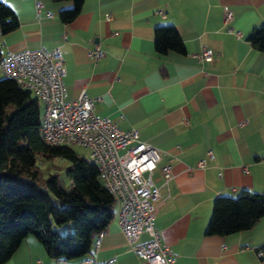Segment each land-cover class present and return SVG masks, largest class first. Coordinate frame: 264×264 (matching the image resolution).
<instances>
[{"label": "crops", "instance_id": "crops-1", "mask_svg": "<svg viewBox=\"0 0 264 264\" xmlns=\"http://www.w3.org/2000/svg\"><path fill=\"white\" fill-rule=\"evenodd\" d=\"M0 1L18 20L15 30L0 35L3 54L59 47L65 98L84 90L96 115L122 130L136 129L160 153L152 175L157 185L160 166L171 165L173 176L159 188L164 200L155 226L173 264H264V215L246 230L204 234L216 196L264 191V52L245 38L264 21V0H83L68 22L58 11L69 0ZM36 1L42 4L38 16ZM224 7L232 11L227 24ZM162 24L176 28L183 53L155 52L153 30ZM95 44L104 54L93 61L87 50ZM204 47L213 50L211 60L198 59ZM207 150L214 160L197 167ZM146 239L142 234L139 242ZM108 261L146 264L128 249L116 206L99 246L83 257L52 259L27 235L2 264Z\"/></svg>", "mask_w": 264, "mask_h": 264}, {"label": "trees", "instance_id": "trees-1", "mask_svg": "<svg viewBox=\"0 0 264 264\" xmlns=\"http://www.w3.org/2000/svg\"><path fill=\"white\" fill-rule=\"evenodd\" d=\"M69 1V6L58 11L62 22L78 14L83 0ZM17 27L14 11L0 1V35ZM245 38L264 52V21L254 25ZM153 48L160 54L185 51L172 24L154 27ZM41 117L38 98L0 75V264L27 235H33L52 259L83 257L115 216L114 199L102 184L97 165L70 145L44 143ZM52 156L69 161L64 177L43 172L41 162ZM263 215L264 191L243 189L236 196H216L204 234L246 230Z\"/></svg>", "mask_w": 264, "mask_h": 264}, {"label": "built area", "instance_id": "built-area-1", "mask_svg": "<svg viewBox=\"0 0 264 264\" xmlns=\"http://www.w3.org/2000/svg\"><path fill=\"white\" fill-rule=\"evenodd\" d=\"M41 6L40 1L34 3L37 16ZM45 16L50 17L51 13L46 12ZM231 18L232 11L224 7L223 24ZM103 54L97 44L87 50V56L93 61ZM213 54L211 48L204 47L198 59L211 60ZM0 75L14 80L41 102L44 143L78 145L87 150L88 160L97 165L102 184L114 199L128 249L146 264H173V253L161 243L155 226L157 207L164 200L159 196V188L166 186L173 176L171 165L164 164L159 168L160 185L155 183L152 175L160 159L159 151L141 140L136 129L122 130L110 118L96 115L95 101L84 90L76 99L65 98V71L59 47L6 52L0 57ZM213 160L212 151L207 150L196 166L204 167L207 161ZM101 233L94 238L93 248L99 246ZM142 234L147 239L139 242ZM98 264H109V261Z\"/></svg>", "mask_w": 264, "mask_h": 264}, {"label": "rangeland", "instance_id": "rangeland-1", "mask_svg": "<svg viewBox=\"0 0 264 264\" xmlns=\"http://www.w3.org/2000/svg\"><path fill=\"white\" fill-rule=\"evenodd\" d=\"M40 106L42 109V104L40 102ZM71 147L79 154L88 159V152L86 149L78 146V145H71ZM69 165V161L66 158L60 156H52L50 158H46L44 161L41 162L40 166L44 173L47 171L54 172L60 174L61 177L65 176V170Z\"/></svg>", "mask_w": 264, "mask_h": 264}]
</instances>
